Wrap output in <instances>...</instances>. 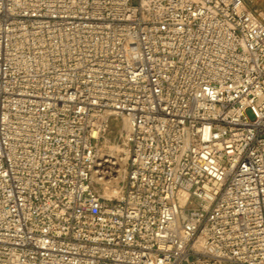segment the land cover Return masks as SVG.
Masks as SVG:
<instances>
[{"label": "built area", "instance_id": "2783aa9c", "mask_svg": "<svg viewBox=\"0 0 264 264\" xmlns=\"http://www.w3.org/2000/svg\"><path fill=\"white\" fill-rule=\"evenodd\" d=\"M0 264H264V12L0 0Z\"/></svg>", "mask_w": 264, "mask_h": 264}, {"label": "rangeland", "instance_id": "374dc122", "mask_svg": "<svg viewBox=\"0 0 264 264\" xmlns=\"http://www.w3.org/2000/svg\"><path fill=\"white\" fill-rule=\"evenodd\" d=\"M246 5L251 9H258L264 12V0H245ZM249 118H253V115L250 111H247ZM118 129H112L109 136H116Z\"/></svg>", "mask_w": 264, "mask_h": 264}]
</instances>
